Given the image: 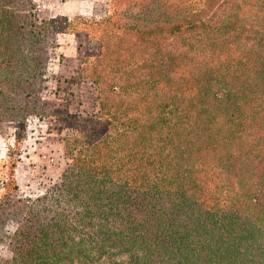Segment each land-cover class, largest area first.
Masks as SVG:
<instances>
[{"label": "trees", "instance_id": "16d2710c", "mask_svg": "<svg viewBox=\"0 0 264 264\" xmlns=\"http://www.w3.org/2000/svg\"><path fill=\"white\" fill-rule=\"evenodd\" d=\"M108 4L90 21L105 35L90 71L103 132L81 127L54 195L0 199V242L16 225L3 264H264V0ZM20 15L0 10V47L18 52L0 71L19 67L0 119L33 110L54 33L12 35Z\"/></svg>", "mask_w": 264, "mask_h": 264}, {"label": "rangeland", "instance_id": "374dc122", "mask_svg": "<svg viewBox=\"0 0 264 264\" xmlns=\"http://www.w3.org/2000/svg\"><path fill=\"white\" fill-rule=\"evenodd\" d=\"M66 1L26 0V4L20 3V0L0 2V10L9 8L11 12L19 11V15H23L21 20H15L14 29L11 30L14 33L10 32L8 35L23 34L27 42L30 37V23L55 22L51 28L54 33L47 35V44L41 46V50L45 52L44 61L40 60L41 82L34 87L30 97L24 98L26 106H33V110L20 120L14 116L0 119V146L6 150L5 156L0 160V199L5 194L21 200L54 195L73 155L70 151L78 140L81 127L82 133L88 132V136L93 138L103 132V127H98L96 121L98 103L93 82L95 75L90 71L100 50L98 42L105 35L102 34L101 27L91 22H99L105 18L109 12V4L105 15L99 19L91 15L67 17L58 13L61 2ZM73 20L83 21L85 24H77L73 30L63 25L64 21L69 23ZM20 22L23 24L21 30L17 28ZM0 23L2 24L1 16ZM5 33L2 28L0 36L4 38ZM22 45L24 48L29 46L26 42ZM16 51V47L8 51L0 47L1 53H13L15 59L18 56ZM18 68L13 60L10 62L9 72L5 69L0 71L1 87H7V81L11 80L7 76L14 77ZM27 69L30 67L27 66ZM3 95L6 94L3 93L0 97ZM8 100L12 102L13 96L9 95ZM0 104L7 103L2 101ZM13 162L12 171L9 165ZM18 164H21L26 177V182L22 183L23 190H19L15 182V169ZM13 185L15 189L11 188ZM12 221H6L2 228L5 235L0 242V259H3L0 264L12 255L5 240L14 233L16 225ZM103 259L104 264H108L110 257ZM121 260L115 258L116 263Z\"/></svg>", "mask_w": 264, "mask_h": 264}, {"label": "crops", "instance_id": "0c3cea01", "mask_svg": "<svg viewBox=\"0 0 264 264\" xmlns=\"http://www.w3.org/2000/svg\"><path fill=\"white\" fill-rule=\"evenodd\" d=\"M107 4L108 0H67L64 3L61 2L58 13L67 17L91 15L99 19L105 15ZM5 154L6 150L0 146V160ZM24 181L26 182V177H24L23 168L21 164H18L15 169V182L19 190H23Z\"/></svg>", "mask_w": 264, "mask_h": 264}, {"label": "built area", "instance_id": "2783aa9c", "mask_svg": "<svg viewBox=\"0 0 264 264\" xmlns=\"http://www.w3.org/2000/svg\"><path fill=\"white\" fill-rule=\"evenodd\" d=\"M42 158H44V156H42Z\"/></svg>", "mask_w": 264, "mask_h": 264}]
</instances>
